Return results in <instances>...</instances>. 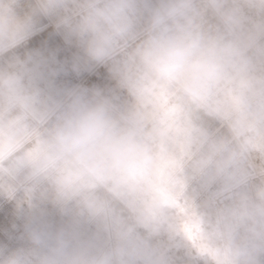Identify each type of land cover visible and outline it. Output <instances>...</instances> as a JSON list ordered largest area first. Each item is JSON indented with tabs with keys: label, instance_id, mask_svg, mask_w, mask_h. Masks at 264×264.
I'll return each instance as SVG.
<instances>
[{
	"label": "clouds",
	"instance_id": "1",
	"mask_svg": "<svg viewBox=\"0 0 264 264\" xmlns=\"http://www.w3.org/2000/svg\"><path fill=\"white\" fill-rule=\"evenodd\" d=\"M0 264H264V0H0Z\"/></svg>",
	"mask_w": 264,
	"mask_h": 264
}]
</instances>
